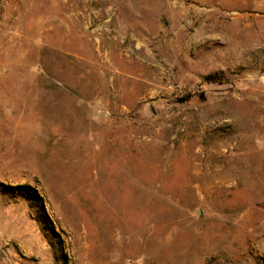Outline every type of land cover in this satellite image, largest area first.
<instances>
[{
  "label": "rangeland",
  "instance_id": "rangeland-1",
  "mask_svg": "<svg viewBox=\"0 0 264 264\" xmlns=\"http://www.w3.org/2000/svg\"><path fill=\"white\" fill-rule=\"evenodd\" d=\"M0 264H264V0H0Z\"/></svg>",
  "mask_w": 264,
  "mask_h": 264
},
{
  "label": "trees",
  "instance_id": "trees-1",
  "mask_svg": "<svg viewBox=\"0 0 264 264\" xmlns=\"http://www.w3.org/2000/svg\"><path fill=\"white\" fill-rule=\"evenodd\" d=\"M193 95H187L184 100L191 98ZM12 190H18L21 194V196L29 203V206L36 207L37 211L45 222L48 223V225H51V222L47 216L44 202L42 197L39 195L37 190L30 186L20 185L17 187H14Z\"/></svg>",
  "mask_w": 264,
  "mask_h": 264
}]
</instances>
